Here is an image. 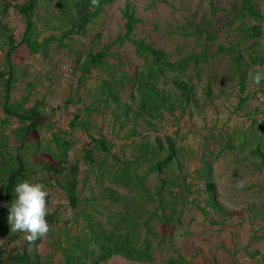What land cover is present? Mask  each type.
I'll return each mask as SVG.
<instances>
[{"label":"rangeland","instance_id":"obj_1","mask_svg":"<svg viewBox=\"0 0 264 264\" xmlns=\"http://www.w3.org/2000/svg\"><path fill=\"white\" fill-rule=\"evenodd\" d=\"M6 1L0 0V8ZM253 1L264 15V0ZM22 3L23 0L11 3L2 18L16 42L25 29V21L15 9ZM128 3L142 21L133 39L144 40L155 49L165 51L172 62L205 53L204 61L197 65L190 62L185 76L168 72L161 79V90L177 108L163 110L152 119L142 116L132 99L137 95V75L146 74L148 62L136 54L131 42L110 49L107 61L112 69L86 74L81 71L90 51L97 53L125 34L122 11ZM239 7L240 0H116L89 27L86 37L73 36L65 40V47L54 44L48 56L30 57L23 47L14 54L17 82L11 90L10 103L14 106L28 99L29 106L41 102L45 107L40 131L30 137V143L22 150L9 139L18 126L17 121L11 120L2 126L5 115L0 108V167L5 159L19 154L34 172L30 183L41 184L48 193L46 212L55 213L57 222L51 234L47 232L37 248H31L41 263L65 264L58 246L64 247L67 240L74 242L89 235L90 226L100 224L107 232L114 228L125 230L118 225V217L126 216L128 209L137 210L138 215L143 210L153 213L159 205L155 195L160 186L155 174L149 175L143 188L112 186L115 195L122 197L114 204L106 198V187L111 185L100 178L98 167L120 168L132 161L142 177L149 166L140 158L142 152L162 148L161 159L169 155L171 146L176 154L172 153L174 159L166 177L186 178L188 189L180 193L167 185L162 195L165 203L182 212L181 222L177 223L175 218L171 224H162L155 216L135 219L140 225V239L149 237L153 241L154 264H169L168 259L178 255L188 264H264V122L260 120L258 100V90L263 91L264 81L259 86L252 82L253 74L264 73V65L252 62L254 58H264V21L234 18ZM51 12L57 13L55 6ZM35 21L41 33L40 41L50 35L60 37L59 30H52L59 22L42 5L37 8ZM255 25L261 26L260 36L246 38L245 31ZM8 35L0 28L1 102H4L6 86L1 74L8 69L4 46ZM123 78L124 87H121ZM174 81H183L191 89L193 101L183 108H180L182 95L173 85ZM241 81L245 85L244 93ZM105 82L117 101L108 97L103 88ZM125 104L130 107L128 111ZM74 120L84 124L86 131L72 129ZM56 134L69 145L65 153L56 148L53 141ZM91 136L103 137L113 148L110 153L95 151V164L89 171L84 156L93 148ZM255 147L262 155L251 154ZM56 151L68 163H77L86 181L81 198L89 192L93 195L88 204L73 209L66 193L54 185V173L46 168L58 167L60 158L55 157ZM205 162L211 170L208 177ZM147 220L148 228L155 232L148 236V229L143 226ZM16 235L15 245L23 246L27 233L12 232L8 228L2 236L7 260L13 256L9 252L13 247L8 244L9 237ZM101 264L146 263L114 256Z\"/></svg>","mask_w":264,"mask_h":264},{"label":"trees","instance_id":"obj_2","mask_svg":"<svg viewBox=\"0 0 264 264\" xmlns=\"http://www.w3.org/2000/svg\"><path fill=\"white\" fill-rule=\"evenodd\" d=\"M19 1L20 0H7V3L2 4L0 8V28L9 33L8 39L4 45L7 48L6 63L8 69L5 73L1 74V78L6 80V86L2 97L4 102L0 101V108L5 115V119L1 123L2 126H7L11 120L17 121L18 126L12 130L9 139L11 138L13 142L18 145V150H22L30 143V137L40 131L45 105L41 102H34L29 106L30 103L28 99H25L23 103H16L14 106L10 103V93L17 82V65L13 60L14 54L23 47L27 50L30 57H35L37 55L48 56L54 44H57L58 48L65 47V40L73 36L86 37L89 27L99 20L104 14L105 8L113 4L116 0H23L24 3L15 7L17 13L25 21L24 32L22 33L20 41L16 42L12 31L3 24L2 18L7 14L8 6L11 3ZM155 1L158 0H154V2ZM160 1L166 2V0ZM40 5L44 7L45 11L50 12L51 17L57 19L59 22L57 28H52V30H59L61 32L59 38L55 35H50L49 37H44L43 40L40 41L41 33L38 31L35 21L37 17V8ZM53 6L57 9L56 14L51 12ZM122 15L126 21L125 34L119 36L112 44L104 46L97 53L90 51L81 67L82 73L86 74L92 70L106 71L112 69L113 66L109 65L107 61V58L110 57V49L117 44L123 45L126 42H131L135 47L136 54L141 58H145L148 62L146 74L137 75V95L134 97L132 96L134 102L138 104L140 114L152 119L163 110L173 111L177 108L176 103L165 95L159 86V82L161 79L166 78L168 72L185 76L190 62H194L195 65L199 64L201 60H205V53L188 55L176 62H172L169 60V56L165 51L155 49L144 40L133 39L136 27L142 21L137 18L135 9L131 4L128 3L125 6ZM240 17L252 18L259 23L264 21V15L259 11L258 5L253 0H240V7L234 18L238 19ZM261 31L260 25L252 26L245 31L247 35L246 38L254 39L259 37ZM237 60L238 62L241 61V59ZM252 62L254 64L260 63V65H264V58H254ZM132 80L134 81V79ZM173 85L182 95L180 108H183L193 101L192 92L187 83L183 81H174ZM121 87H124V78L121 81ZM103 88L105 92L108 93V97L112 98L114 101L118 100L111 92L109 84L106 82L103 83ZM258 91L261 92L260 90ZM241 92H245L243 81H241ZM262 92H264V89ZM246 100L247 99L244 101ZM124 106L125 111H128L130 107L127 104ZM140 114L139 116H141ZM71 128H78L79 130L86 131L85 125L77 120L71 123ZM90 139V144H92L93 148L86 151L84 160L88 167L87 169L92 171L95 164L93 153L95 151L110 153L113 146L103 137L97 139L91 136ZM168 140L170 141V139ZM53 141L56 143L57 150L62 149L63 153L68 150V143H66L59 134L54 136ZM145 148L148 149V146L145 145ZM168 148L170 151L173 150L171 146ZM161 151L162 148H152V152L149 151V149L145 151L147 153L142 152L140 158L149 164L142 177L138 175V168L133 166L132 161L123 163V166L120 168H116L115 166L109 169H104L102 166L98 167L100 178L108 180L111 185L109 188L106 187L105 193L108 194L106 198L114 204L119 203L122 197L115 195L116 193L113 187L127 189L143 188L149 175L155 174L160 181V186L155 195V197L158 198L159 205L155 207L153 213L143 210L139 215L137 210L128 209L126 216L118 217V225L125 229L123 231L114 228L113 231L107 232L98 224L97 226L89 227V229H91L89 235L76 238L74 242L72 240H67V245L64 247L59 245L58 249L64 256L65 264H101L107 262L114 256L132 262L154 264L155 246L153 241L149 237H145L143 240L140 239L141 234L138 232L140 225H137L135 219L142 216H147L149 218L155 216L156 220L162 224H171L174 222L175 218L176 222L180 223L182 212L175 209V206L165 203L162 194L166 190L167 185H171L172 188L179 190L180 193L188 189L186 178L166 177L167 171L173 163V154H176L175 151H169V155L159 159ZM251 154H253V156L262 155L258 147L252 148ZM54 155L56 158H60L58 167L46 169L54 173V180L56 183L54 185L58 186L60 190L66 193L70 206L73 209H77L79 205H86L92 201L93 195L91 192L88 193L87 197L81 198L86 186V181L81 177L78 166L76 165L77 163H68L63 154L57 151ZM65 164H68V166ZM205 167V176L208 177L211 172L208 162H205ZM32 175H34V172L27 168L24 160L19 154L5 159L0 167V179L3 191V196L0 197V264H44L40 262L37 253L31 250V248H33L32 246L37 248L42 237L34 241H28L25 238L26 243L21 247L15 245L18 239L17 235L9 237L8 244L13 246L9 252L12 251L13 256L8 260L5 259L6 250L1 243L2 236L6 230L10 228L7 216L11 202L15 199V186L25 180L30 182V177ZM170 194L174 193L171 191ZM213 202H215L214 199ZM166 210H170V213L167 214ZM45 220L49 225L48 232L51 234L53 225L57 222V215L55 213L49 214L46 212ZM148 221L149 220L143 224V226L148 229L147 236L150 233H155L148 228ZM65 224L68 225V223ZM153 236L158 237L156 234H153ZM168 263L188 264L182 255L170 257Z\"/></svg>","mask_w":264,"mask_h":264},{"label":"clouds","instance_id":"obj_3","mask_svg":"<svg viewBox=\"0 0 264 264\" xmlns=\"http://www.w3.org/2000/svg\"><path fill=\"white\" fill-rule=\"evenodd\" d=\"M264 81V73L252 75V82L259 86ZM242 186V185H241ZM15 199L8 209L7 220L12 232L27 233L26 239L34 241L49 231L45 220L46 196L39 183H30L25 180L18 183L14 189Z\"/></svg>","mask_w":264,"mask_h":264},{"label":"built area","instance_id":"obj_4","mask_svg":"<svg viewBox=\"0 0 264 264\" xmlns=\"http://www.w3.org/2000/svg\"><path fill=\"white\" fill-rule=\"evenodd\" d=\"M259 92V91H258ZM259 100V109H260V120L264 122V92H259L258 94Z\"/></svg>","mask_w":264,"mask_h":264}]
</instances>
